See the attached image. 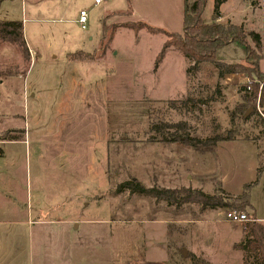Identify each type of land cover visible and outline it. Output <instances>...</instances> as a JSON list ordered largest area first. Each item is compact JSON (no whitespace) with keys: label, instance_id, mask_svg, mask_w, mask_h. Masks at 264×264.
I'll return each mask as SVG.
<instances>
[{"label":"rangeland","instance_id":"rangeland-1","mask_svg":"<svg viewBox=\"0 0 264 264\" xmlns=\"http://www.w3.org/2000/svg\"><path fill=\"white\" fill-rule=\"evenodd\" d=\"M213 13L208 0L203 21ZM184 15L185 0H0V20L22 22L34 51L26 61L0 49V140L23 129L26 140L0 141V264H247L246 223L227 215L242 212L229 197L256 182L251 204L264 218V118L242 89H263L264 78L192 70L173 48L157 65L166 34L123 27L182 34ZM221 16L264 44V0H227ZM249 46L228 44L218 58L252 67ZM181 123L193 137L232 140L201 153L174 141ZM133 179L229 206L117 193Z\"/></svg>","mask_w":264,"mask_h":264},{"label":"trees","instance_id":"trees-1","mask_svg":"<svg viewBox=\"0 0 264 264\" xmlns=\"http://www.w3.org/2000/svg\"><path fill=\"white\" fill-rule=\"evenodd\" d=\"M208 0H185V16L184 28L182 34L167 33L164 30L153 28L145 23H127L123 27L138 32L147 30L150 34L165 33L167 41L165 42L162 51L157 58V65L162 62L168 49L177 50L183 57L192 61L194 66L192 70L199 71L204 65L212 64L219 72V76L224 78L231 75H244L248 78L261 80L264 78V72L260 62L263 56L261 55L264 44L263 36L256 31L247 29L244 25H236L232 23L221 24L217 21L221 18V7L227 0H214L213 22L205 23L202 19L204 7ZM235 43L244 47L245 51L250 54L249 61L252 67H245L241 64H228L220 61L218 51L228 44ZM249 44V45H248ZM8 45L21 51L26 61L30 60V52L27 46L23 23L20 21H1L0 20V49ZM246 96L245 102L249 103L254 100L255 112L256 103L259 100L262 111L264 112V87L260 89L259 84H254V90H248V86L242 88ZM250 92H248V91ZM187 101L184 102L186 106ZM248 109L245 106L239 111L243 114L244 119ZM264 120V119H263ZM177 138L174 141L180 142L187 147L201 153L212 152L216 149L217 144L221 141H231L232 139L221 138V136L209 137L206 139L193 137L189 134L187 124H176ZM158 129V128H157ZM4 134V133H3ZM4 138L0 141L14 142L24 139L25 130L14 135L12 132H5ZM258 174H262V168L257 169ZM256 184H248L245 186V191L238 196L229 197L232 207L243 211L251 210L247 214L248 221L244 226L245 242L240 244L241 249L246 254L247 264H264V223L259 221L256 216L255 209L251 204L250 189ZM130 193L149 197L158 201L183 203H198L205 208H225L228 203H224V199L219 196L205 193L203 190L182 189L169 190L159 187H146L138 180L133 179L122 183L117 188V193Z\"/></svg>","mask_w":264,"mask_h":264},{"label":"built area","instance_id":"built-area-1","mask_svg":"<svg viewBox=\"0 0 264 264\" xmlns=\"http://www.w3.org/2000/svg\"><path fill=\"white\" fill-rule=\"evenodd\" d=\"M101 1L102 0H96L97 3H100ZM87 17H88L87 12L82 11L81 16H80V23L85 24L87 22ZM83 27H85V26H83ZM248 89L251 90L250 87H248ZM257 108H258V112L260 113L262 118H264V112L261 110L260 103H258ZM227 218L230 222L236 223V224H242V223H246L248 221V217L245 213L237 212V211L229 212L227 215Z\"/></svg>","mask_w":264,"mask_h":264},{"label":"crops","instance_id":"crops-1","mask_svg":"<svg viewBox=\"0 0 264 264\" xmlns=\"http://www.w3.org/2000/svg\"><path fill=\"white\" fill-rule=\"evenodd\" d=\"M95 3H96V5H98V4H101V2L100 3H97L96 2V0H95ZM84 11V10H83ZM185 16V15H184ZM184 18V17H183ZM223 20V17L221 16V18L217 21L218 23H221V24H223L222 22H220V21H222ZM241 22V21H240ZM183 24H184V19H183ZM232 24H234V23H232ZM244 24H246L245 22H241L240 24H236V25H244ZM245 26V25H244ZM184 27V26H183ZM248 29V28H247ZM29 48V47H28ZM29 50L33 53L34 51H32L30 48H29ZM71 57V56H70ZM26 141V140H25ZM25 141H16V142H6L5 144L7 145V144H10V143H20V142H25ZM4 154V153H3ZM3 154L1 155V156H3ZM252 206H253V204H252ZM253 208L255 209V212H256V216H257V209L253 206ZM259 221H261V222H263L264 223V218H257Z\"/></svg>","mask_w":264,"mask_h":264},{"label":"water","instance_id":"water-1","mask_svg":"<svg viewBox=\"0 0 264 264\" xmlns=\"http://www.w3.org/2000/svg\"><path fill=\"white\" fill-rule=\"evenodd\" d=\"M252 111H253V109H250V110L246 113L245 118H247V117L251 114ZM182 254H183L184 257H186V256H187V250H183Z\"/></svg>","mask_w":264,"mask_h":264}]
</instances>
